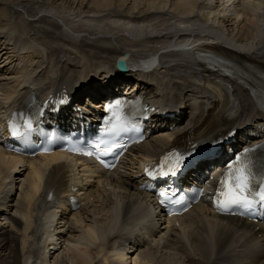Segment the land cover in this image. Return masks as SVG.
Masks as SVG:
<instances>
[{
    "label": "bare ground",
    "instance_id": "obj_1",
    "mask_svg": "<svg viewBox=\"0 0 264 264\" xmlns=\"http://www.w3.org/2000/svg\"><path fill=\"white\" fill-rule=\"evenodd\" d=\"M258 4L259 0H0V16L10 15L5 23L15 24L21 33L0 30V66L9 70L0 77V111L18 89L27 91L22 85L25 76L45 96L62 84L72 88L74 80L107 77L119 56L135 60L154 54L161 65L145 71L135 67L128 78L135 87L160 91L161 95L166 85L175 83L177 92L171 99L187 108L194 105L195 110L187 114L185 122L170 119L166 128H159L153 138L136 146L138 151L130 156L133 162L136 153H145V149L162 150L169 142V133L192 128L201 135L204 128L220 127L218 118L229 109L230 98L219 90L223 94L215 93L218 100H212L215 78L226 88L233 87L236 111L220 131L214 127L210 135L237 131L243 140H250L251 131L264 134V113L257 107L264 79L255 74L257 78L248 86L239 82L238 71L247 76L250 73L235 62L231 63L233 78L207 71L188 58L194 50L176 45L211 37L214 43L198 47L225 55L238 53L244 61L264 69V19L263 25H258ZM114 10L123 12L108 14ZM106 14L118 21L101 18ZM194 78L207 86L193 85ZM182 82L193 85L190 96ZM196 91L200 95L193 96ZM43 162L29 161L26 171L25 161L0 149V264H97V259L101 264L108 255L113 256L112 264H264L261 226L215 215L206 206H196L181 217L180 231L164 223L154 234L133 231L124 220L132 197L141 193L134 187L131 171L105 176L79 211L52 217L48 236L39 240L37 226L43 204L37 199L35 181L48 167ZM17 184L19 193L10 195ZM10 209L15 214L8 213ZM67 233L73 237H66Z\"/></svg>",
    "mask_w": 264,
    "mask_h": 264
},
{
    "label": "snow or ice",
    "instance_id": "obj_2",
    "mask_svg": "<svg viewBox=\"0 0 264 264\" xmlns=\"http://www.w3.org/2000/svg\"><path fill=\"white\" fill-rule=\"evenodd\" d=\"M222 190L217 199V206L227 208L232 205H243L251 207L252 191L250 188V176L242 167L236 168L225 175L221 181ZM255 195L260 201H264V189L256 192Z\"/></svg>",
    "mask_w": 264,
    "mask_h": 264
},
{
    "label": "rangeland",
    "instance_id": "obj_3",
    "mask_svg": "<svg viewBox=\"0 0 264 264\" xmlns=\"http://www.w3.org/2000/svg\"><path fill=\"white\" fill-rule=\"evenodd\" d=\"M1 8H3L2 6H0ZM8 10L9 9H6V11L8 12ZM123 12V11H122ZM122 12H119V11H116V10H114V11H112V12H109L108 14H115V15H119V14H121ZM108 14H106L105 16H103V17H101V18H106V16H109V17H111L110 15H108ZM112 18V17H111ZM4 19H8L7 21H9V19H11V16L10 15H7V16H0V27H3V28H9V30H10V32L11 31H13L14 33H17V34H21V33H18L17 31H18V28H15V27H17L15 24L14 25H12V24H9V23H5L6 22V20H4ZM112 19H114V18H112ZM2 20V21H1ZM115 20V19H114ZM115 21H118V20H115ZM4 22V23H3ZM12 25V26H11ZM14 26V27H13ZM17 29V30H16ZM7 32H9L8 31V29L6 30ZM33 53V52H32ZM34 54H36V53H34ZM28 55H30V54H28ZM31 56V55H30ZM34 58V57H33ZM13 214H15V212L13 211ZM65 236L66 237H71L72 235L71 234H69V233H67V234H65ZM73 237V236H72ZM108 256H111V255H108ZM109 259V260H108ZM106 258V261L108 260V261H110V258ZM105 260V259H104ZM106 261H104V262H106ZM96 263L97 264H99V262H98V259L96 260ZM103 262H101V264H102ZM111 264H112V262H111ZM131 264H132V262H131Z\"/></svg>",
    "mask_w": 264,
    "mask_h": 264
},
{
    "label": "water",
    "instance_id": "obj_4",
    "mask_svg": "<svg viewBox=\"0 0 264 264\" xmlns=\"http://www.w3.org/2000/svg\"><path fill=\"white\" fill-rule=\"evenodd\" d=\"M120 68H122V65H120Z\"/></svg>",
    "mask_w": 264,
    "mask_h": 264
}]
</instances>
